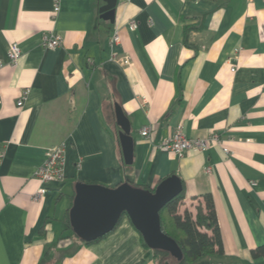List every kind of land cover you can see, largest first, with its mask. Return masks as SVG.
<instances>
[{
    "label": "crops",
    "instance_id": "crops-1",
    "mask_svg": "<svg viewBox=\"0 0 264 264\" xmlns=\"http://www.w3.org/2000/svg\"><path fill=\"white\" fill-rule=\"evenodd\" d=\"M105 3L61 0L55 12L54 0H0V264L166 263L127 215L86 243L70 209L80 181L154 189L172 174L183 181L181 210L195 213L206 194L215 205L224 251L193 264H264L252 252L264 245V0H117L114 22L101 17ZM51 31L61 46L42 45ZM116 103L131 123V164ZM179 125L219 140L173 157L158 144ZM62 142L65 178L35 199V170Z\"/></svg>",
    "mask_w": 264,
    "mask_h": 264
},
{
    "label": "water",
    "instance_id": "water-1",
    "mask_svg": "<svg viewBox=\"0 0 264 264\" xmlns=\"http://www.w3.org/2000/svg\"><path fill=\"white\" fill-rule=\"evenodd\" d=\"M116 6L117 0H106L100 8L101 17L114 22ZM115 113L124 160L131 164L134 152L131 123L118 103L115 104ZM182 191V180L176 174L166 177L154 189L129 182L109 187L80 181L70 209V222L82 240L93 241L114 230L127 215L150 248L169 251L181 259L183 252L177 241L162 231L160 211Z\"/></svg>",
    "mask_w": 264,
    "mask_h": 264
},
{
    "label": "trees",
    "instance_id": "trees-1",
    "mask_svg": "<svg viewBox=\"0 0 264 264\" xmlns=\"http://www.w3.org/2000/svg\"><path fill=\"white\" fill-rule=\"evenodd\" d=\"M184 198L183 187V191L160 211L162 231L175 239L183 252V257L178 259L169 251L151 249L160 261L166 260L165 264H193L204 256L224 251L212 196L206 194L203 203L196 202L195 213L188 207L181 210ZM89 242L91 241H86ZM144 244L148 247L145 241ZM252 252L254 256L264 255V245L253 249Z\"/></svg>",
    "mask_w": 264,
    "mask_h": 264
},
{
    "label": "built area",
    "instance_id": "built-area-1",
    "mask_svg": "<svg viewBox=\"0 0 264 264\" xmlns=\"http://www.w3.org/2000/svg\"><path fill=\"white\" fill-rule=\"evenodd\" d=\"M61 9V0H54V11L58 12ZM137 27V22L132 20L130 22V29H135ZM120 35L118 32L112 36L111 44L115 45L119 43ZM63 43L62 37L54 32H48L44 35L42 45L45 48H57ZM8 57L9 63L12 66H16L19 63L22 50L19 42H14L9 48ZM117 62L121 65H129L131 59L127 55H122L119 57L115 55ZM3 61L0 60V67L3 66ZM236 67H232V71H235ZM30 89L28 87L24 88L21 97L18 99L17 104L23 106L25 100L28 98ZM141 134L143 136L149 137L150 127L145 126L141 129ZM219 135L213 134L206 138H192L185 134L183 126L179 125L175 133L162 140L158 147L163 151L168 152L173 157H182L189 150H206L209 146L210 141H218ZM228 152V149H225ZM66 143L62 142L59 145L49 148L45 161L35 170V176L39 179L41 186L37 189L35 193V199H39L45 192V184L53 181H61L65 178V161H66ZM80 165V164H78Z\"/></svg>",
    "mask_w": 264,
    "mask_h": 264
},
{
    "label": "rangeland",
    "instance_id": "rangeland-1",
    "mask_svg": "<svg viewBox=\"0 0 264 264\" xmlns=\"http://www.w3.org/2000/svg\"><path fill=\"white\" fill-rule=\"evenodd\" d=\"M163 264H165V263L163 262Z\"/></svg>",
    "mask_w": 264,
    "mask_h": 264
}]
</instances>
